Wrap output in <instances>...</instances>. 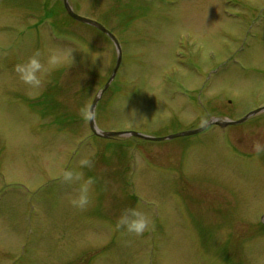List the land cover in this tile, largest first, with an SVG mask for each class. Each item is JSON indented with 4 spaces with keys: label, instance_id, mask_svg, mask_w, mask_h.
<instances>
[{
    "label": "rangeland",
    "instance_id": "rangeland-1",
    "mask_svg": "<svg viewBox=\"0 0 264 264\" xmlns=\"http://www.w3.org/2000/svg\"><path fill=\"white\" fill-rule=\"evenodd\" d=\"M69 4L122 48L100 131L162 139L264 106V0ZM48 44L75 63L37 95L13 69ZM116 64L110 38L63 0H0V264H264V113L159 142L103 139L90 108ZM84 156L95 183L78 210L60 175ZM129 207L152 218L140 236L115 227Z\"/></svg>",
    "mask_w": 264,
    "mask_h": 264
},
{
    "label": "clouds",
    "instance_id": "clouds-1",
    "mask_svg": "<svg viewBox=\"0 0 264 264\" xmlns=\"http://www.w3.org/2000/svg\"><path fill=\"white\" fill-rule=\"evenodd\" d=\"M74 52L76 51L70 47L48 44L17 62L13 70L18 80L26 85L31 93L38 95L49 83L53 72L69 68L75 63ZM254 148L258 154L264 152V144L257 142ZM93 164L91 156H84L79 159L77 167H67L60 175L64 185L75 189V195L70 197L69 203L78 210L87 209L92 202L91 193L95 180L93 177H86L84 169L93 167ZM151 226L150 214L139 207L124 209L115 225L117 229H123L126 234L134 236L144 234Z\"/></svg>",
    "mask_w": 264,
    "mask_h": 264
},
{
    "label": "water",
    "instance_id": "water-1",
    "mask_svg": "<svg viewBox=\"0 0 264 264\" xmlns=\"http://www.w3.org/2000/svg\"><path fill=\"white\" fill-rule=\"evenodd\" d=\"M63 4H64V8H65V10H66V12L70 18H72L73 20L78 21L80 23H83L85 25L91 26V27L99 30L103 34H105L108 38H110V40L113 42V44L117 50L116 68H115L112 76L109 78L105 87L95 97V99L91 105V108H90L89 125H90L92 132L95 136L103 138V139H113V138L124 137V136H132V137L142 138V139L148 140V141L159 142V141H163L166 139H175V138L182 137V136L195 135V134L203 132L204 130H206L208 127H210L212 125H217V126L224 127V128L229 127V126H234V125H240V124L245 123L246 121H248L252 117H255L257 115L264 113V107H261L255 111L250 112L249 114H247L245 117H243L242 119H240L238 121H231V120H227V119L217 118V119L211 120L207 125H205L202 128L192 130V131H188V132H184L181 134H176V135L170 136L168 138H162V139L152 138V137L144 136V135H141L138 133H133V132L108 133V132L100 131L97 128L96 123H95L96 107H97L99 100L102 98L103 94L110 88L111 84L113 83V81L115 80V78L117 76V73H118L119 68L121 66V63H122V48H121L119 42L117 41V39L104 26H102L101 24L94 22L90 19H86V18H83V17L77 15L74 12V10L72 9V7L70 6L69 0H63Z\"/></svg>",
    "mask_w": 264,
    "mask_h": 264
}]
</instances>
